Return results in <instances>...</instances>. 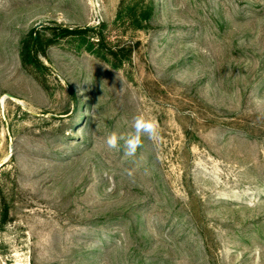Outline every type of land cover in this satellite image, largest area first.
<instances>
[{
  "label": "rangeland",
  "instance_id": "374dc122",
  "mask_svg": "<svg viewBox=\"0 0 264 264\" xmlns=\"http://www.w3.org/2000/svg\"><path fill=\"white\" fill-rule=\"evenodd\" d=\"M148 1L0 0V264H264V0L116 20ZM99 24L132 47L120 68L47 42ZM31 30L43 67L19 57ZM137 116L157 136L110 149Z\"/></svg>",
  "mask_w": 264,
  "mask_h": 264
},
{
  "label": "trees",
  "instance_id": "16d2710c",
  "mask_svg": "<svg viewBox=\"0 0 264 264\" xmlns=\"http://www.w3.org/2000/svg\"><path fill=\"white\" fill-rule=\"evenodd\" d=\"M154 16L152 1L146 4H133L122 2L116 15V20L126 21L133 29H143ZM105 24L84 26L76 28L53 27L50 32L48 44L54 43L59 38L71 36L75 39L78 48H83L88 53L108 63L112 68H120L130 60L131 46L113 44L104 34ZM46 46L42 36L36 30H31L22 39L19 46V57L23 65L32 68L43 67L39 54H44Z\"/></svg>",
  "mask_w": 264,
  "mask_h": 264
},
{
  "label": "clouds",
  "instance_id": "9594fccd",
  "mask_svg": "<svg viewBox=\"0 0 264 264\" xmlns=\"http://www.w3.org/2000/svg\"><path fill=\"white\" fill-rule=\"evenodd\" d=\"M157 128L154 120L137 116L134 118L133 132L126 136L112 132L107 136L106 144L110 149H117L122 141L125 155L134 156L137 150L142 147V137L154 139L157 136ZM128 175L131 176L132 173L129 172Z\"/></svg>",
  "mask_w": 264,
  "mask_h": 264
}]
</instances>
